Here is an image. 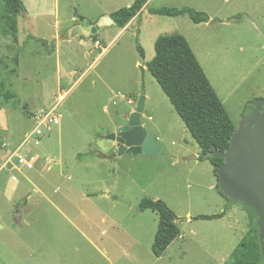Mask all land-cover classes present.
<instances>
[{"label": "rangeland", "instance_id": "obj_1", "mask_svg": "<svg viewBox=\"0 0 264 264\" xmlns=\"http://www.w3.org/2000/svg\"><path fill=\"white\" fill-rule=\"evenodd\" d=\"M145 2L149 8H192L210 19L193 24L187 16H157L156 22L144 21L148 29L142 34L130 29L117 35L105 29L98 36L108 39L106 51L103 45L95 48L91 37L81 38L83 45L69 52L61 45V54L70 53V68L76 73L59 87L55 46L48 53L42 44L56 39L51 28L27 22L21 11L17 34L0 33V82L17 95L3 104L8 128L4 135L11 132L17 142L23 140L34 127L30 113L68 91L58 109L60 125L22 149L39 157L31 171L36 187L30 196L36 204L30 215L27 208L21 212L22 225L19 221L17 228L10 219L9 226L17 230L21 225L22 234H30L33 264H231L242 240L258 236L250 212L213 189L212 166L194 159L198 146L155 79L141 68L154 57L152 34L182 35L237 127L244 107L264 99V21H254L264 16V0ZM17 52L18 73L13 76L11 58ZM135 60L141 63L137 70L132 69ZM125 67L131 68L134 83L139 72V85L129 82ZM137 85L138 90L130 89ZM142 86L148 98L141 121L155 139L157 153L100 158L117 153L116 143L105 137L127 123L122 116L137 106ZM130 95L133 105L127 104ZM79 154L91 156L79 159ZM144 198L164 201L180 220V236L160 258L151 251L158 216L138 211ZM225 205L228 210L221 219L191 220L221 214Z\"/></svg>", "mask_w": 264, "mask_h": 264}, {"label": "trees", "instance_id": "obj_2", "mask_svg": "<svg viewBox=\"0 0 264 264\" xmlns=\"http://www.w3.org/2000/svg\"><path fill=\"white\" fill-rule=\"evenodd\" d=\"M146 5L145 0H135L129 7H123L110 14L113 23L124 28L136 16H138ZM25 8L21 0H0V33L4 36L17 34V17ZM150 15L176 18L186 15L194 24L209 22V16L204 12L192 8H155L148 7ZM96 40V35L91 36ZM137 52L144 59V50L140 44H136ZM14 69L9 71L10 75H17L19 57L18 52L11 58ZM147 70L155 79L164 95L169 100L174 111L185 125L195 144L199 149L198 160L207 161L213 169L216 178L215 191L224 200L232 199L225 196L221 191L216 176L217 169L224 160L212 154L215 148L219 152H225L230 140L235 133L236 126L229 117L222 102L209 82L203 68L195 57L187 40L180 34L163 35L154 42V57L147 63ZM7 67V66H5ZM0 109L3 104L15 98V93L5 89V84L0 82ZM129 97H132L130 95ZM245 106L247 110L249 105ZM2 142V130L0 127V145ZM91 156L79 154L83 159ZM233 200V199H232ZM234 201V200H233ZM243 205L242 203H240ZM243 207L256 219L257 215L252 208ZM151 211L158 216V224L151 247L152 254L160 258L166 249L180 236L177 224L174 222L175 215L162 200L142 199L138 205V211ZM228 210L225 205L224 211L218 215H198L191 220L210 221L221 219ZM257 227V226H256ZM259 236L258 227L255 229ZM258 236L244 238L233 254L231 264H261L263 256Z\"/></svg>", "mask_w": 264, "mask_h": 264}, {"label": "crops", "instance_id": "obj_3", "mask_svg": "<svg viewBox=\"0 0 264 264\" xmlns=\"http://www.w3.org/2000/svg\"><path fill=\"white\" fill-rule=\"evenodd\" d=\"M118 1L119 2L122 1L123 2L122 5L117 6ZM134 1L135 0H21L25 8V17L27 19V22L39 21L43 23L45 26H48L54 31L53 36H56V38L59 33H61L62 31L69 30L72 26L77 24L78 22L76 21V18L78 16L82 17L83 19L87 20L90 23H96L101 17L110 16L111 13L123 7H129L130 5L133 4ZM147 8L148 5L146 4L144 9L141 11V13L138 16H136L131 22H129L124 28H119L114 23L109 28L108 27L100 28V30L96 34V40H94V42L98 41L101 44V46L102 45L104 46L103 47L104 51L108 50L106 46L108 45L107 44L108 39L98 36L99 33H103V31H106L105 29H114L117 35H123L130 29L133 31V33L135 31V34L136 32H138V34H142L143 30L145 31L148 29L147 25H144V21L146 22L149 21V23L157 21L155 19V17L157 16L148 14ZM158 37H160V35L152 34L151 44H153V47H154V42ZM83 43L84 40L82 39L77 40L75 42L55 43L54 53L56 54V58H57L55 72L57 76L58 87L59 85L62 84V80L66 78V76H74L76 73L73 72V69L70 68L71 65V59L69 56L70 53L63 52V54H61V50H60L61 45H63V48L67 50L66 52H69V50H75L77 49V47H81ZM147 63H144L142 65L144 74L148 71L146 66ZM62 64L65 69V75H63L62 72V66H61ZM140 64L141 63L139 60H135L132 65V69L137 70ZM130 69L125 67L123 70V74H128L126 78L129 80L130 83H134L133 74ZM137 75H138V82L135 81L134 83L135 85L136 84L139 85V77H140L139 72ZM138 85L137 87L133 86L130 89L138 90ZM58 87L56 89H58ZM16 96L17 95L15 94V98ZM134 99L135 98H132L131 100L134 101ZM114 105H116V103H114ZM2 108L3 105L0 109V127L2 130V142L0 145V264H33L32 260H30L32 254V248L30 247L31 244L30 234L28 232L22 234L23 231L21 228L22 225L21 212L22 211L25 212L24 208H27L26 212L30 215L32 213V210H30V208L35 206L36 204V202H33L30 196V193L32 192L31 188L36 187L33 181V174L31 173L33 169L27 170L17 165L11 166L5 163L7 156L11 152L16 150L21 144H23L25 136L30 132L25 134L23 140H20L18 142L16 137H14L13 133L10 132L8 136L4 135L3 132H5L8 128H7L6 117L4 115V110ZM135 108L126 114L132 113L135 110ZM30 115L32 114L30 113ZM124 115L125 114H123L122 117H124ZM142 117L143 115L141 116V119ZM141 125L147 131L142 121H141ZM147 133L149 134L150 132L147 131ZM29 144L30 142L25 144L23 148ZM36 157L39 160V157L38 156ZM198 157L199 154L196 155V161H199ZM99 160L105 161V160H101L100 158ZM213 189L215 190V185ZM35 190L36 188H34V191ZM21 197L22 200L19 201ZM18 211L20 213H18ZM10 219L12 220V225L14 224L17 228L19 227V225L17 224L20 221L21 224L20 229L16 230V227L14 229L11 228V226H9ZM24 222H26L28 226V221L24 220ZM21 253L24 255V257L22 256Z\"/></svg>", "mask_w": 264, "mask_h": 264}, {"label": "water", "instance_id": "obj_4", "mask_svg": "<svg viewBox=\"0 0 264 264\" xmlns=\"http://www.w3.org/2000/svg\"><path fill=\"white\" fill-rule=\"evenodd\" d=\"M76 21L77 24L59 33L50 44L42 42L46 52L51 53L56 42L89 38L95 36L100 28L113 25L110 16H103L96 23H90L79 16ZM254 21L263 22L264 16ZM141 72L144 73L143 68ZM145 100L142 86L135 110L124 115L127 123L118 133H110L105 137L116 143L117 153L111 156L99 154L100 158L112 159L123 154L157 153L155 140L141 125ZM212 154L224 160L216 172L219 187L224 195L255 211L261 253L264 257V99L254 102L251 110L241 116L228 149L219 152L214 148ZM179 221L177 218L174 220L175 223Z\"/></svg>", "mask_w": 264, "mask_h": 264}, {"label": "built area", "instance_id": "obj_5", "mask_svg": "<svg viewBox=\"0 0 264 264\" xmlns=\"http://www.w3.org/2000/svg\"><path fill=\"white\" fill-rule=\"evenodd\" d=\"M94 47L101 49V44L96 41L94 42ZM67 94L68 91H60L56 99L48 107H44L30 115L34 122V127L25 136L23 144L7 156L5 162L7 165H17L27 170L34 169L38 158L34 155L22 153L23 146L28 142L41 140L47 133L60 125L61 115L58 113V109ZM127 103L128 105H133L134 102L130 99Z\"/></svg>", "mask_w": 264, "mask_h": 264}, {"label": "flooded vegetation", "instance_id": "obj_6", "mask_svg": "<svg viewBox=\"0 0 264 264\" xmlns=\"http://www.w3.org/2000/svg\"><path fill=\"white\" fill-rule=\"evenodd\" d=\"M253 107V105H249V107H248V109L246 110V109H244V111H243V114L244 113H247V112H249L250 110H251V108ZM261 264H264V257H263V261H262V263Z\"/></svg>", "mask_w": 264, "mask_h": 264}]
</instances>
